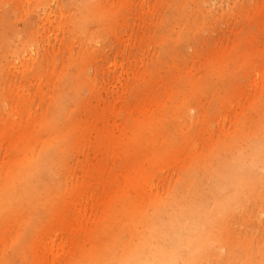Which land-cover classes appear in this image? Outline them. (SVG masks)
<instances>
[{
  "label": "rangeland",
  "instance_id": "1",
  "mask_svg": "<svg viewBox=\"0 0 264 264\" xmlns=\"http://www.w3.org/2000/svg\"><path fill=\"white\" fill-rule=\"evenodd\" d=\"M135 256L264 264V0H0V264Z\"/></svg>",
  "mask_w": 264,
  "mask_h": 264
},
{
  "label": "bare ground",
  "instance_id": "2",
  "mask_svg": "<svg viewBox=\"0 0 264 264\" xmlns=\"http://www.w3.org/2000/svg\"><path fill=\"white\" fill-rule=\"evenodd\" d=\"M193 240H195V236H192V237H190V239H189V241H193ZM160 258L162 259V263H163V262H164V256H163V254H161ZM137 260H138V256H135V257L129 259V260L126 262V264H141L140 261H138V262L136 263Z\"/></svg>",
  "mask_w": 264,
  "mask_h": 264
}]
</instances>
